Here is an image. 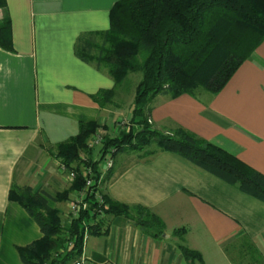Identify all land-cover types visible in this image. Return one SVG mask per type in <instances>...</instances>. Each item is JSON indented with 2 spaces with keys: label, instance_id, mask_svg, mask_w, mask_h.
<instances>
[{
  "label": "crops",
  "instance_id": "obj_1",
  "mask_svg": "<svg viewBox=\"0 0 264 264\" xmlns=\"http://www.w3.org/2000/svg\"><path fill=\"white\" fill-rule=\"evenodd\" d=\"M117 1L5 0L12 50L0 48V264H22L15 248L41 237L9 200L10 186L49 197L62 192L69 182L49 150L75 136L79 123L106 126L107 132L94 134L100 136L121 122L91 99L111 90L112 81L73 53L78 36L108 29ZM149 107L152 129L181 127L264 176V40L216 95L158 94ZM147 150L154 153L114 155L99 190L111 201L146 208L162 222L163 234L152 237L126 218L105 216L106 233L84 241L87 262L185 264L177 248L182 245L198 252L202 264H264V203L178 155ZM92 158L97 160L93 150ZM66 203L48 201L55 209L67 210Z\"/></svg>",
  "mask_w": 264,
  "mask_h": 264
},
{
  "label": "trees",
  "instance_id": "obj_2",
  "mask_svg": "<svg viewBox=\"0 0 264 264\" xmlns=\"http://www.w3.org/2000/svg\"><path fill=\"white\" fill-rule=\"evenodd\" d=\"M0 48L10 52V21L5 0H0ZM264 40V0H118L108 12V29L81 34L74 43V56L105 74L113 83L108 91L91 96L99 108L111 106L118 85L138 73L131 102L130 117L116 136L102 135L97 160L92 158L89 139L107 127L95 122L79 123L77 134L49 150L50 156L73 179L62 192L49 197L39 189L12 184L9 200L18 204L36 224L41 237L16 247L22 264H70L82 250L84 229L87 234L104 235L106 221L94 220L90 212L101 211L108 217H123L152 237L163 234L160 219L139 205L129 207L102 196L100 184L111 168L99 169L108 149L116 154L140 153L146 157L153 143L158 151L178 155L190 164L228 186L264 203V176L231 154L175 127L158 132L149 123L150 103L158 95L174 99L199 92L216 95L238 66ZM113 164V162H112ZM90 169L88 176L83 169ZM93 185L85 191L88 208L62 227L59 211L48 205L64 203L82 191L85 180ZM180 231H183L180 229ZM177 231H174V234ZM185 264H202L198 252L177 246Z\"/></svg>",
  "mask_w": 264,
  "mask_h": 264
},
{
  "label": "rangeland",
  "instance_id": "obj_3",
  "mask_svg": "<svg viewBox=\"0 0 264 264\" xmlns=\"http://www.w3.org/2000/svg\"><path fill=\"white\" fill-rule=\"evenodd\" d=\"M139 79H140V75L138 73L129 74L118 85L112 97L113 104L111 106H107L106 109L112 113L118 114V116L117 115L115 116L116 118H114V122L116 120H119L121 122L118 123V127L116 128V130H114L115 128H113L109 130L108 134L101 133V135H108L110 137L116 136L121 126H127L130 117L131 102L133 98L134 88ZM154 147L155 146L153 143H150V145L147 146V148H154ZM97 150H98L97 147L93 148V157L95 159L97 158ZM99 165L100 167H102L104 165V160H102ZM101 195H102L101 193H98V197H100L102 200ZM70 199L71 198H69L66 202H68ZM56 208L59 211L61 225L62 227H65L68 222V212L67 210H64V206L62 208L61 205L59 204H56Z\"/></svg>",
  "mask_w": 264,
  "mask_h": 264
},
{
  "label": "built area",
  "instance_id": "obj_4",
  "mask_svg": "<svg viewBox=\"0 0 264 264\" xmlns=\"http://www.w3.org/2000/svg\"><path fill=\"white\" fill-rule=\"evenodd\" d=\"M101 141H102L101 137L97 135H93L88 142V146L94 147L96 145H100ZM103 160H104L103 172H105L106 170L112 167V149H108ZM59 168L61 172H64L63 167L59 166ZM83 171L88 176H90V169L88 167L84 168ZM66 177H67L68 182H70L73 179V174L68 173L66 174ZM92 185H93V181L91 179H86L83 190L77 191L71 194V197H70L71 199L67 202V205H66L67 212H68V220L76 218L79 212L84 211L88 208L87 203L84 201L85 191L89 186H92ZM95 201L98 204L102 203V200L100 197H98V195H95ZM90 215H92L94 220H99L104 217L103 213L100 210L96 212H90ZM87 235H88L87 230L84 229L83 238H82V247H83V244H84V241ZM70 264H91V263L87 262L81 250L80 256L77 259H75L73 262H71Z\"/></svg>",
  "mask_w": 264,
  "mask_h": 264
}]
</instances>
